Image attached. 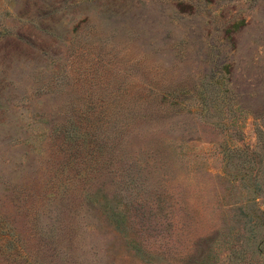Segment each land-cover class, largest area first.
<instances>
[{
	"label": "rangeland",
	"instance_id": "obj_1",
	"mask_svg": "<svg viewBox=\"0 0 264 264\" xmlns=\"http://www.w3.org/2000/svg\"><path fill=\"white\" fill-rule=\"evenodd\" d=\"M264 0H0V264H264Z\"/></svg>",
	"mask_w": 264,
	"mask_h": 264
},
{
	"label": "trees",
	"instance_id": "obj_2",
	"mask_svg": "<svg viewBox=\"0 0 264 264\" xmlns=\"http://www.w3.org/2000/svg\"><path fill=\"white\" fill-rule=\"evenodd\" d=\"M263 211V210H262ZM264 212V211H263Z\"/></svg>",
	"mask_w": 264,
	"mask_h": 264
}]
</instances>
